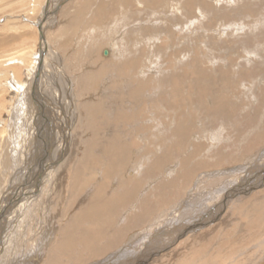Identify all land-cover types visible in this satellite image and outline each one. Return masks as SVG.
<instances>
[{
    "label": "rangeland",
    "instance_id": "374dc122",
    "mask_svg": "<svg viewBox=\"0 0 264 264\" xmlns=\"http://www.w3.org/2000/svg\"><path fill=\"white\" fill-rule=\"evenodd\" d=\"M3 206L0 264H264V0H0Z\"/></svg>",
    "mask_w": 264,
    "mask_h": 264
},
{
    "label": "bare ground",
    "instance_id": "6f19581e",
    "mask_svg": "<svg viewBox=\"0 0 264 264\" xmlns=\"http://www.w3.org/2000/svg\"><path fill=\"white\" fill-rule=\"evenodd\" d=\"M56 10V9H55ZM53 12V11H52ZM55 12V11H54ZM57 14V13H56ZM54 15V14H53ZM44 18V17H43ZM45 21V20H44ZM47 21V20H46ZM43 22V21H42ZM41 25H42V30H43V25H44V22L43 23H41ZM40 25V26H41ZM43 40H46V38L44 37V34H43ZM47 43V42H46ZM122 58V57H121ZM120 58V59H121ZM40 64V63H39ZM86 77H89V75L87 76L86 75ZM90 79H93V77L91 76L90 77ZM38 93V92H37ZM88 107H90V109H91V105H89ZM92 125V127L91 128H93L94 127V125H95V123H94V121L93 122H91L90 123V125L89 126H91ZM86 153V152H85ZM91 153V149L89 150V154ZM38 154V153H37ZM85 156V155H84ZM86 158V157H85ZM86 160V159H85ZM60 164H62V163H60ZM67 165V164H66ZM81 166V165H80ZM79 166V167H80ZM42 167V166H41ZM75 168V167H74ZM77 168H78V166H77ZM88 168V167H87ZM83 169V168H82ZM81 170V169H80ZM32 171V170H31ZM79 171V170H78ZM76 174H75V176H77V177H74L73 179L75 180L76 178H80L81 177V173H78L77 171L75 172ZM27 177V176H26ZM33 177V176H32ZM71 177V176H70ZM41 178V177H40ZM72 179V178H71ZM71 182H73L72 180H71ZM75 182V181H74ZM80 182V181H79ZM87 182V181H86ZM26 183V182H25ZM81 183V182H80ZM47 184V183H46ZM85 184V183H84ZM27 185V184H26ZM70 185H72V186H74V185H78V183L77 184H70ZM85 186V185H84ZM17 188V187H16ZM15 188V189H16ZM19 188V187H18ZM25 188V187H24ZM74 188H75V186H74ZM78 188V187H77ZM11 190V189H10ZM18 190H20V189H18ZM22 190V189H21ZM20 190V191H21ZM72 190H73V188H72ZM16 192V191H15ZM36 194V193H35ZM45 194V193H44ZM17 196H18V194H17ZM16 196V197H17ZM230 197V196H229ZM14 198H15V195H14ZM18 198V197H17ZM25 198H26V196H25ZM12 199V198H11ZM16 199V198H15ZM13 200V199H12ZM77 200V199H76ZM225 200H227V199H225ZM8 201V200H7ZM21 201V200H20ZM43 201V200H42ZM4 202V201H3ZM10 203V202H9ZM256 203V202H255ZM225 204V203H224ZM253 204V203H252ZM9 205V204H8ZM18 205V204H17ZM223 206V205H222ZM10 207H11V205L9 206V207H7L8 209H10ZM69 207V206H68ZM91 207V206H90ZM101 207V206H100ZM5 207L3 206L2 208H0V217H2V216H4V218L2 219V221L0 222V225L2 224V222H4L5 224L7 223V221H6V216L4 215V213H7L6 211H5V209H4ZM97 208V207H96ZM264 208V207H263ZM14 209V208H13ZM92 210V209H91ZM10 211H12V210H10ZM20 211V210H19ZM200 211V210H199ZM212 211V210H211ZM91 212V211H90ZM89 213V212H88ZM255 213V212H254ZM181 214V213H180ZM253 214V213H252ZM25 215H26V213H25ZM89 215V214H88ZM91 215V214H90ZM89 215V216H90ZM254 216V215H253ZM77 217H79L78 215H77ZM91 217V216H90ZM10 219V218H9ZM77 219V218H76ZM189 221V220H188ZM10 224V223H9ZM8 225V224H7ZM1 227H3V226H1ZM66 232V231H65ZM6 233L7 232H2V235H1V241H3L4 239H5V236H6ZM8 234H11V232L10 233H8ZM13 234V233H12ZM11 234V235H12ZM68 234H69V232L67 233L66 232V234H64V236H63V238L64 239H66V237L68 236ZM71 234V233H70ZM86 232H85V234H83V236H81V237H83V238H85L86 237ZM164 235V234H163ZM72 237V236H71ZM94 239V238H93ZM83 241H84V239H82ZM60 241V240H59ZM94 244V243H93ZM63 247V243H62V245L61 246H56V248H55V250H57V248H62ZM91 247V246H90ZM93 247V246H92ZM113 247V246H112ZM111 247V248H112ZM61 250V249H60ZM161 250V249H160ZM148 251V250H147ZM52 254V253H51ZM92 254H94V253H92ZM64 255V254H63ZM151 255V254H150ZM55 256H57V255H55ZM62 258V257H61ZM75 260V259H74ZM1 261V260H0ZM51 261H53V259L51 260ZM2 262V261H1Z\"/></svg>",
    "mask_w": 264,
    "mask_h": 264
},
{
    "label": "crops",
    "instance_id": "0c3cea01",
    "mask_svg": "<svg viewBox=\"0 0 264 264\" xmlns=\"http://www.w3.org/2000/svg\"><path fill=\"white\" fill-rule=\"evenodd\" d=\"M87 5V4H86ZM113 5H116V2L115 3H113V4H111L110 6H113ZM93 7L94 6H91L90 5V8H92L93 9ZM95 8V7H94ZM78 10H73V12H77ZM66 17V19H68L67 21H68V24L69 23H72L73 22V20L74 21H77V20H75L76 18H79L76 14H72L69 18H68V16L67 15H65V14H62V17H61V15H58V17H57V20L58 19H61V18H65ZM72 17V18H71ZM78 30H80V29H78Z\"/></svg>",
    "mask_w": 264,
    "mask_h": 264
},
{
    "label": "water",
    "instance_id": "95a60500",
    "mask_svg": "<svg viewBox=\"0 0 264 264\" xmlns=\"http://www.w3.org/2000/svg\"><path fill=\"white\" fill-rule=\"evenodd\" d=\"M39 31H40V38H42L43 39V37H42V33H41V30L39 29ZM254 187H257V185H254ZM254 187H251V189H254ZM248 189H250V188H248ZM194 230V229H193Z\"/></svg>",
    "mask_w": 264,
    "mask_h": 264
}]
</instances>
